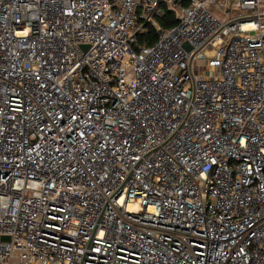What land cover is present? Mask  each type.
Here are the masks:
<instances>
[{"label": "built area", "instance_id": "built-area-1", "mask_svg": "<svg viewBox=\"0 0 264 264\" xmlns=\"http://www.w3.org/2000/svg\"><path fill=\"white\" fill-rule=\"evenodd\" d=\"M0 264H264V0H0Z\"/></svg>", "mask_w": 264, "mask_h": 264}, {"label": "trees", "instance_id": "trees-1", "mask_svg": "<svg viewBox=\"0 0 264 264\" xmlns=\"http://www.w3.org/2000/svg\"><path fill=\"white\" fill-rule=\"evenodd\" d=\"M167 20L170 21V23H176L177 22L176 18L174 17V13L171 11H167L166 15L164 16V18L162 20H160V22L165 25L167 23ZM143 38L144 37H142L141 40H143ZM155 39H156V34H155V32H153L152 41L154 42Z\"/></svg>", "mask_w": 264, "mask_h": 264}, {"label": "rangeland", "instance_id": "rangeland-1", "mask_svg": "<svg viewBox=\"0 0 264 264\" xmlns=\"http://www.w3.org/2000/svg\"><path fill=\"white\" fill-rule=\"evenodd\" d=\"M243 12L245 13V10H243ZM216 13H217L220 17L223 16V12H222L221 10H217ZM236 14H238V10L234 9V10H233V15H236Z\"/></svg>", "mask_w": 264, "mask_h": 264}]
</instances>
